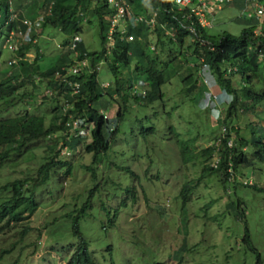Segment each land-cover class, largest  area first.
Segmentation results:
<instances>
[{
  "label": "trees",
  "instance_id": "16d2710c",
  "mask_svg": "<svg viewBox=\"0 0 264 264\" xmlns=\"http://www.w3.org/2000/svg\"><path fill=\"white\" fill-rule=\"evenodd\" d=\"M12 1L0 0V41L4 35L12 34V37H9V50L17 57L9 62L7 70L4 71L1 68L4 50L0 49V167L30 152L31 147L41 140L57 139L55 137L60 133L65 134V137L62 145L56 143L48 147L51 154L40 159L41 163L35 175L30 169L25 172V175L27 173L29 176L0 184V235L8 229L23 226L20 241L24 243L30 231L24 224L39 209L37 191L49 183L54 171L59 176L63 172L66 177L73 175V165L64 160L63 151L77 152L82 145L83 152L94 155L95 159L107 154L114 143L127 134V119L135 118L138 109H141L138 113L145 110L153 115L146 118L136 117L137 126L133 125L130 130L132 135L143 139L148 145L150 138L156 136L164 126L170 132L174 149L178 153L179 169L182 165L190 164L197 167L199 159H206L200 162L204 166L201 176L183 183L180 196L184 207L192 193L214 175L221 179L224 186L234 184L236 188L246 187L254 191L262 189L256 185L240 183L238 176L244 177L245 170L255 171L256 167L264 170V33L257 35L256 30L250 28L244 29L239 37L224 33L214 39L197 20L194 26H191V22L184 18L185 13L179 12L171 0H128L137 14L149 15L159 10L160 25L166 24L177 33L175 41L180 47V52L175 57H172L171 51L168 52L172 59L168 62L162 60L163 53L167 51V46L174 42L171 39L169 43L165 42L164 38L169 35L160 26L150 34L144 25L129 27L125 36L116 32L109 40L111 22L107 17L111 11L105 0H45V16L39 27L36 26L38 14H33L32 9L25 10V6L22 7L18 2H15L13 7ZM237 1L230 4L235 5ZM243 1L247 6L246 0ZM92 4L95 5L93 12L90 9ZM22 10L24 11L21 12ZM90 11L92 19L89 20ZM26 21L32 22L34 27L28 39L23 40L29 32ZM95 22L98 23L103 49L99 52L90 51L82 40L75 50H72L74 37H82L83 27ZM190 27L195 32H192ZM49 28L60 30L66 38V52L61 53L57 61L50 66L45 64L46 57L37 44L39 31ZM127 35H134L137 39L129 42ZM156 35V46L159 45L162 53L151 49L152 38ZM20 36L23 38L18 40ZM188 37H192L194 41L191 46L186 47L185 40ZM32 49L36 50V57L29 62L28 54ZM183 50L186 53L182 52ZM85 59L90 62L88 68L79 74L69 73L78 60ZM174 61L179 63L173 66ZM101 63L109 65L114 77V82L109 83L107 88H104V83L99 80L101 68L98 66ZM182 64L195 66L189 68L190 74L186 78H180L178 81V86L181 87L179 93L184 100L176 101L175 106L168 109L169 100L174 98L168 100L165 88L179 75L176 68L179 65L182 68ZM204 64L209 67L215 84L231 98V102L228 103L226 112L221 111L219 114V119L223 120L219 131L222 125L223 132L221 131V135L210 147L203 150L204 156H200L194 148L199 138H181V132L169 120L178 113V121H185L187 118L184 114H196L195 111H201L200 103L203 101L210 102L212 107L207 104L209 110L220 108L202 76ZM135 78H138L137 86ZM65 79L68 80L64 81ZM68 81L81 85L77 95L73 94V88ZM141 82H144L145 87L148 86V91L139 88ZM43 87L48 91L44 94V99L55 102L63 95L67 100L66 106L56 105L54 108V121L50 126L47 124L46 114H36L27 109L31 102L42 94ZM22 103L26 104L25 111H16L13 115L14 108ZM31 105L33 107V104ZM113 106H117L118 110L116 116L109 119L106 114ZM160 113H163V116ZM245 116L248 118L245 119ZM160 119L166 121L163 126L158 125ZM194 119L195 117L191 116L187 119L188 131L197 130L199 134L198 125H192ZM76 122L79 123L78 126L75 125ZM188 131L183 130L185 133ZM230 141L232 146H229ZM215 161L219 162L217 168L212 165ZM87 170L92 171L96 178L93 167H87ZM5 193L10 195L5 196ZM88 209L89 205L86 204L83 208L85 215ZM81 220L80 214L73 220V233L78 238V244L69 264H96L90 253V244L81 231ZM250 231L251 229L246 227L243 246L255 257V264H264V251L253 243ZM17 247V243H14L11 249L3 250L0 253V262Z\"/></svg>",
  "mask_w": 264,
  "mask_h": 264
},
{
  "label": "rangeland",
  "instance_id": "374dc122",
  "mask_svg": "<svg viewBox=\"0 0 264 264\" xmlns=\"http://www.w3.org/2000/svg\"><path fill=\"white\" fill-rule=\"evenodd\" d=\"M44 1L13 0L12 5L14 7L15 2H18L22 7L25 6V10L32 9L33 14H38L36 19H40L45 16ZM257 1L264 6V0ZM248 6L247 11L234 5L226 7L216 14L214 25L206 28L207 34L214 39L224 33L239 37L244 29L250 28L264 33V18L259 20L255 15L256 4ZM94 7V4L90 5L91 11ZM91 11L89 20L92 19ZM250 14L254 16L251 19ZM82 33L81 39L90 51L99 52L103 49L97 22L85 25ZM39 35L37 44L46 57L45 64L50 66L61 53L66 52V38L60 30L53 28L39 31ZM176 36L177 33L164 38L165 42L169 43L171 39L174 44L167 46L162 60L171 62L170 51L172 57L178 56L180 47L175 41ZM9 37L12 34L4 35L0 41V49L4 50L1 59L4 71L10 61L17 59L9 50ZM22 38L20 36L18 40ZM152 40L156 46L158 36ZM193 41L192 37H188L185 40L186 47L191 46ZM158 47L156 53H162ZM182 52L186 53L185 50ZM35 57L36 50L32 49L28 54L29 62ZM135 63L136 60L133 65ZM178 63L174 61L173 66ZM194 66H177L179 75L165 88L168 100L174 98L169 100L168 109L173 108L176 101L184 100L179 93L181 87L178 81L186 78L190 74L189 68ZM99 80L102 84L114 82L109 65L101 66ZM137 81L138 78H135L136 86ZM208 85L210 94L220 108L209 110L207 104L210 106V102L203 101L200 103L201 111L184 114L187 119L195 117L192 125H198L199 134L197 130L188 131L187 119L178 121V113L169 120L181 132V138H199L194 148L200 156H204L203 150L210 147L223 132L222 125V132L219 131L223 120L218 116L221 111L226 112L231 102V98L218 88L213 79H210ZM139 88L149 90L148 86ZM41 92L31 102L33 107L30 104L27 109L36 114H46L50 126L54 121V108L56 105L66 106L67 100L61 95L59 100L52 102L44 99V94L48 92L45 87ZM25 106V103L17 105L12 111L13 115L16 111L23 113ZM117 110V106H113L106 116L113 119ZM140 110L135 113V118L127 119V134L114 143L107 154L95 159L94 155L83 152L82 145L77 152L63 151L64 160L73 165V175L66 177L63 172L59 176L54 171L49 183L37 191L39 209L24 224L30 228L24 243L20 241L23 226L8 229L0 235V253L11 249L14 243L18 245L0 264H69L78 244V238L73 233V220L79 214L82 215L81 231L90 244V253L96 264H255V257L243 246V238L248 227L251 229L253 243L264 251V170L256 167L255 171L245 170L244 177L238 176L240 183L262 188L258 191L246 187L236 188L234 184L224 186L218 176H211L192 193L184 207L180 196L183 183L201 176L204 166L200 162L206 159H199L197 167L190 164L182 165L179 169L178 153L174 149L170 132L163 126L165 119H160L158 125L163 127L156 136L150 138L148 145L143 139L132 135L130 130L133 125L137 126L136 117L153 115L145 110L138 113ZM160 115L163 116V113ZM63 137L65 134L60 133L55 137L57 139L41 140L31 147L30 152L1 166L0 184L29 176L25 172L30 169L36 174L40 159L51 154L48 147L56 143L62 145ZM87 167L95 169L96 178ZM7 195L10 194L5 193ZM86 204L89 209L85 215L83 208Z\"/></svg>",
  "mask_w": 264,
  "mask_h": 264
},
{
  "label": "built area",
  "instance_id": "2783aa9c",
  "mask_svg": "<svg viewBox=\"0 0 264 264\" xmlns=\"http://www.w3.org/2000/svg\"><path fill=\"white\" fill-rule=\"evenodd\" d=\"M111 11L110 15L107 17V20L111 22V29L108 35V39L111 40L116 32L121 33L123 36L127 34L129 27H139L144 25L145 28L149 29V34L153 33L155 29L160 26L167 31V34L174 35L175 30L173 28H168L166 24L160 25L159 23V10H156L149 15L137 14L132 10L128 0H105ZM236 0H171L174 7L178 9L179 12L185 13L184 18L191 22V26H194L195 20L203 28H211L214 25V18L216 14L221 12L227 4L233 3ZM247 7L250 4H256L257 12L255 15L259 17V20L264 18V6L260 5L257 0H246ZM248 8L245 10L247 11ZM254 17L252 14L249 15L251 19ZM44 17L37 20L36 26L39 27L43 23ZM29 26V32L26 37H29V34L34 27L32 22H25ZM192 32H195L192 27H190ZM126 39L129 42H134L137 38L134 35H127ZM82 41L80 36H75L72 42L71 49L75 50L77 44ZM15 49V48H14ZM152 51H156V46L151 45ZM103 63L98 66L100 69ZM90 66L88 60L77 61L76 64L69 70V73L79 74L85 68ZM202 76L204 77L205 83L209 84L212 75L209 71V67L204 64L202 66ZM65 79L64 81H67ZM70 87L73 88V94L77 95L80 92V84L78 82H69ZM140 86H145L144 82L140 83ZM104 88L109 87V83L103 84ZM219 118V116H218ZM79 123L76 122V126ZM225 131V130H224ZM229 146H232V142H229ZM219 162L215 161L212 165L217 168Z\"/></svg>",
  "mask_w": 264,
  "mask_h": 264
},
{
  "label": "crops",
  "instance_id": "0c3cea01",
  "mask_svg": "<svg viewBox=\"0 0 264 264\" xmlns=\"http://www.w3.org/2000/svg\"><path fill=\"white\" fill-rule=\"evenodd\" d=\"M230 6H233L232 4H230ZM234 6H236L237 8H240L241 10H246V7L247 6H245V2L243 1V0H238L237 1V3L234 5ZM226 8V7H225ZM224 8V9H225ZM259 21V20H258ZM259 32V33H258ZM255 33L257 34V35H259V34H261V31H255Z\"/></svg>",
  "mask_w": 264,
  "mask_h": 264
}]
</instances>
